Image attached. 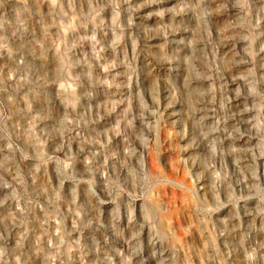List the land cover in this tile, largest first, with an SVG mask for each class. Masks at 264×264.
<instances>
[{"label":"rangeland","instance_id":"1","mask_svg":"<svg viewBox=\"0 0 264 264\" xmlns=\"http://www.w3.org/2000/svg\"><path fill=\"white\" fill-rule=\"evenodd\" d=\"M0 264H264V0H0Z\"/></svg>","mask_w":264,"mask_h":264}]
</instances>
